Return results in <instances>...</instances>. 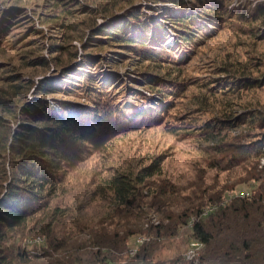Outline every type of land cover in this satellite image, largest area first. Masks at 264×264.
<instances>
[{"label": "trees", "instance_id": "16d2710c", "mask_svg": "<svg viewBox=\"0 0 264 264\" xmlns=\"http://www.w3.org/2000/svg\"><path fill=\"white\" fill-rule=\"evenodd\" d=\"M65 1H59L64 12L92 15L91 39L82 44L85 53L74 49L63 59L58 54L64 40H49L52 54H38L32 61L44 68L51 65L59 74L39 80L30 100L12 105L0 97V264H176L180 257H156L165 240L187 224L188 236L199 243L195 264H264L263 108L229 112L195 131L210 142L208 166L241 171L236 184L243 189L203 180L177 185L161 177V156H156L101 176L91 183L88 200L69 203L61 198L69 190L70 172L92 146L124 128L157 121L168 96L179 89L174 79L140 68L134 60L144 67L183 61L197 41L211 34L212 24L227 15L230 0H189L197 5L198 15L185 13L184 0H151L178 7L174 14L153 19L142 7L131 6L121 17L109 19L123 0H79L77 4H84L80 8ZM5 12L0 9V15ZM97 16L106 21L97 23ZM234 16L264 26L262 6ZM166 31L174 35L171 45H166ZM100 48L131 61L139 84L154 92L155 100L134 90L133 80L126 82L112 71L102 74L108 57L96 56ZM240 84L254 83L235 81L223 91ZM241 125L245 128L227 136L228 129ZM35 237L43 241L35 243ZM129 241L137 246L131 255Z\"/></svg>", "mask_w": 264, "mask_h": 264}, {"label": "rangeland", "instance_id": "374dc122", "mask_svg": "<svg viewBox=\"0 0 264 264\" xmlns=\"http://www.w3.org/2000/svg\"><path fill=\"white\" fill-rule=\"evenodd\" d=\"M59 1L0 0V9L6 11L0 15V97H6L7 103L15 105L23 99L30 100L34 85L39 83V80L59 74V69L54 70L51 65L44 68L40 63L32 61L38 54L46 58L52 54L47 47L49 40H64V50L58 54L63 59L74 49L81 55L85 53L82 44L89 43L91 39L88 25L93 22L90 18L92 15L87 12L80 14L81 11L74 12V15L64 12V6H61ZM78 1L65 2L68 7H83L84 4H77ZM98 1L102 4L106 0ZM184 1L185 13L198 15L197 5L189 0ZM229 2L225 6L227 15L212 24L211 34L197 41L190 51L184 54L183 61L178 64L164 63L160 67L150 64L144 67V63L134 60V63H139L140 68H153V72L156 71L166 79H174L179 89L168 96L157 121H145L137 126L124 128L99 145L92 146L89 153L78 161L70 172L69 190H63L61 198L69 203L74 202L76 198L85 199L91 191V183L101 176L116 169L148 163L156 156H161V177L177 185L203 180L210 185H235L238 190L243 189L236 184L241 171L220 170L208 166L207 157L210 152L207 144L210 142L199 138L195 133L199 126L229 112L237 114L245 107L264 109V26L234 16L241 11L249 15L257 7H264V0ZM85 6L90 8L86 4ZM117 6L114 8L115 15L109 19L121 17L126 11H130L131 7H142L140 11L147 13L146 16L151 19L163 13L174 14L178 11V7L172 2L151 0H123ZM146 16L145 18L150 20ZM96 21L101 24L106 20L97 16ZM165 33L166 45H171L175 41L174 35L169 31ZM88 49H91V46ZM95 51H98L95 53L97 57H108L106 66L101 68L102 74L112 71L116 76L123 77L126 82L133 80L134 90L149 95L152 102L155 100L156 94L139 84L137 67L135 68L131 61L123 62L111 52L113 50L100 48ZM79 59L81 56L77 57L74 63L80 62ZM221 67H225L227 71L224 72ZM10 75L12 76L8 77ZM254 78H258L259 82L255 84ZM226 80L231 83L228 84ZM235 81L254 84L250 87L240 84L232 91H223L225 87L233 86ZM207 86H210V89ZM244 128L245 126L241 125L235 130L228 129L227 136L230 137ZM70 190L72 193L75 190L74 195ZM95 203L96 200L87 206L89 212L93 210ZM68 220L66 228L70 226ZM152 220L155 221V218ZM187 227L189 224L180 226L176 236L165 240L156 258L180 257L176 264L189 263L195 257L199 246L188 236ZM42 239L35 237L32 241L39 243ZM140 239L142 237L137 238V241ZM128 245L129 249H132L128 251V255H131L137 246L133 241H129ZM192 263L195 264V260H192Z\"/></svg>", "mask_w": 264, "mask_h": 264}, {"label": "built area", "instance_id": "2783aa9c", "mask_svg": "<svg viewBox=\"0 0 264 264\" xmlns=\"http://www.w3.org/2000/svg\"><path fill=\"white\" fill-rule=\"evenodd\" d=\"M140 241H142V239H141ZM138 242H139V241H138ZM195 245H198V246H199V243H196ZM108 264H115V263H108Z\"/></svg>", "mask_w": 264, "mask_h": 264}, {"label": "bare ground", "instance_id": "6f19581e", "mask_svg": "<svg viewBox=\"0 0 264 264\" xmlns=\"http://www.w3.org/2000/svg\"><path fill=\"white\" fill-rule=\"evenodd\" d=\"M141 240V239H140ZM195 244H196V242H195Z\"/></svg>", "mask_w": 264, "mask_h": 264}]
</instances>
